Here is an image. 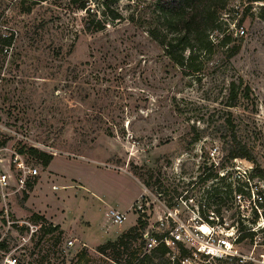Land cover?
Wrapping results in <instances>:
<instances>
[{"label":"rangeland","instance_id":"rangeland-1","mask_svg":"<svg viewBox=\"0 0 264 264\" xmlns=\"http://www.w3.org/2000/svg\"><path fill=\"white\" fill-rule=\"evenodd\" d=\"M260 4L264 0L249 8L245 0H228L220 15L232 40L198 56L201 69L191 72L148 33L156 22L155 0H118L119 21L105 18L97 0L90 4L92 16L70 0H0V33L14 35L9 54L0 53V123L27 136L0 129V140L9 150L23 148L39 169L31 187L9 190L8 219L0 204V264L6 255L18 264H117L96 247L136 224L128 209L142 186L166 189L172 197L206 172L214 148L218 163L229 162L230 141L223 142L218 130L219 124L228 127L227 119L264 169ZM94 18L101 27L91 22L85 29ZM230 88L236 106L229 105ZM192 126L204 129L194 143ZM31 144L51 153L46 165L27 153ZM115 203L128 208L121 224L105 216ZM18 221L37 229L30 235ZM138 238L130 239L128 250Z\"/></svg>","mask_w":264,"mask_h":264},{"label":"built area","instance_id":"built-area-1","mask_svg":"<svg viewBox=\"0 0 264 264\" xmlns=\"http://www.w3.org/2000/svg\"><path fill=\"white\" fill-rule=\"evenodd\" d=\"M10 34L1 32L0 38ZM13 39L14 35L10 45L0 42V53L9 54ZM0 129L27 140V136L1 123ZM30 147L38 148L37 144ZM24 153L17 148L9 150L6 143L0 145V204L1 215L6 219L9 190H26L39 173ZM215 155L217 148L207 156L206 172H200L189 189L172 197L142 186L128 210L146 226L138 229L140 243L122 252L117 264H148L141 258L159 246L166 248L167 264H264V175L251 160L227 157L229 162L220 164ZM128 210L108 208L105 216L111 223L121 224ZM150 215H155L153 223L149 222ZM16 226L30 235L37 229L34 223L25 221L16 222ZM71 244L72 240H68L67 245ZM1 264H17V258L6 255Z\"/></svg>","mask_w":264,"mask_h":264},{"label":"trees","instance_id":"trees-1","mask_svg":"<svg viewBox=\"0 0 264 264\" xmlns=\"http://www.w3.org/2000/svg\"><path fill=\"white\" fill-rule=\"evenodd\" d=\"M41 1V0H36ZM93 0H70L71 4L78 9H85L92 16L93 10L90 11V4ZM100 2V12L105 18L110 21H119L123 14L115 6L118 0H97ZM228 0H155L154 5V18L155 24L148 29V33L155 38H159L160 42L164 46L165 54L183 71L199 72V63L196 62L198 56H205L207 53H211L215 47L227 45L231 40V33L227 31V21L220 13L225 9ZM262 0H245L249 8L252 2ZM134 10L129 12L128 18L133 20ZM258 17L264 21V4H260L258 10ZM94 23V29L97 30L101 27L100 19H91L90 22L85 23V29H90V23ZM215 34V38L213 37ZM13 35L10 34L7 37L0 38V42L5 45H10ZM233 49V48H232ZM231 49V50H232ZM235 50H232L233 53ZM244 96H247L245 91ZM229 97L233 99L231 106H236V94L233 88L229 89ZM228 127L219 124L218 130L222 131L219 138L229 144L227 157H242L248 160L253 159L248 148L237 141L233 125L230 119H227ZM192 130L195 132L190 143H194L198 140L204 132V129L197 130L192 126ZM5 140H0V145L4 144ZM21 153L24 152L23 148H20ZM27 153L31 157L41 160L46 165L52 158L51 153L47 154L44 151H40L38 148L28 147ZM257 171L264 175V169L257 166ZM28 187H31L28 184ZM161 190V188H159ZM166 189L161 190L165 192ZM174 191V190H173ZM173 193V192H168ZM146 222L137 218L135 225L129 227L126 231L121 233L114 240H107L104 243L98 245L96 250L111 258H119V255L127 249V245L130 243L131 238L138 236V229L144 228ZM56 229V226L49 227L46 232H52ZM143 245V242H141ZM3 241H0V247H4ZM124 249V250H121ZM166 248L164 246L156 247L150 254L144 255L141 260H145L148 264H167L165 257ZM18 264V262H17ZM56 264H64L63 262Z\"/></svg>","mask_w":264,"mask_h":264},{"label":"crops","instance_id":"crops-1","mask_svg":"<svg viewBox=\"0 0 264 264\" xmlns=\"http://www.w3.org/2000/svg\"><path fill=\"white\" fill-rule=\"evenodd\" d=\"M109 206H111V207H113V208H116V209H118V210H121V211H125V209H128V208H124V209L122 208V209H121L119 203H115L114 206H113V205H109ZM135 220H136V218H135ZM133 223H134V221H133ZM133 223H131V225H133Z\"/></svg>","mask_w":264,"mask_h":264}]
</instances>
